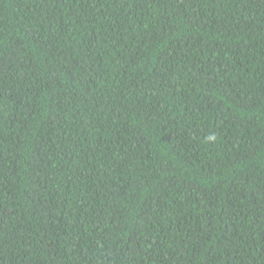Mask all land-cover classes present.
<instances>
[{"label": "trees", "instance_id": "16d2710c", "mask_svg": "<svg viewBox=\"0 0 264 264\" xmlns=\"http://www.w3.org/2000/svg\"><path fill=\"white\" fill-rule=\"evenodd\" d=\"M0 264H264V0H0Z\"/></svg>", "mask_w": 264, "mask_h": 264}]
</instances>
